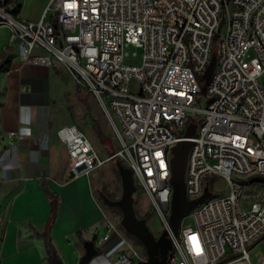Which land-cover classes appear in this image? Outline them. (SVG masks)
<instances>
[{
  "label": "built area",
  "instance_id": "obj_1",
  "mask_svg": "<svg viewBox=\"0 0 264 264\" xmlns=\"http://www.w3.org/2000/svg\"><path fill=\"white\" fill-rule=\"evenodd\" d=\"M22 2L0 0V26L11 28L19 61L61 64L97 100L119 144L104 158L77 126L59 128L70 171L89 175L120 159L171 241L168 264H264V252L252 255L264 240V183L251 181L264 178V0H50L38 22L20 16ZM131 48L143 51L140 64ZM8 138L0 163L21 135ZM181 142L192 144L188 201L212 195L209 177L222 178L229 193L210 196L175 233L171 160ZM105 230L95 244L100 252L117 241L112 264L146 260L112 224Z\"/></svg>",
  "mask_w": 264,
  "mask_h": 264
},
{
  "label": "crops",
  "instance_id": "obj_2",
  "mask_svg": "<svg viewBox=\"0 0 264 264\" xmlns=\"http://www.w3.org/2000/svg\"><path fill=\"white\" fill-rule=\"evenodd\" d=\"M22 9L20 16L33 21ZM19 52L18 46L1 51L11 56L12 65L0 77V157L6 154L10 132L20 133L21 138L0 163V264H51L43 233L52 217L54 257L64 264H79L86 253L84 244L106 233V213L94 190V172H71L67 149L56 134L68 125L66 119L56 117V107L60 94H68L69 99L74 95L65 88L72 79L59 63L22 64ZM103 137L100 141L96 134L92 144L105 158L111 151ZM116 244H105L90 264H112ZM257 248L253 259L261 253Z\"/></svg>",
  "mask_w": 264,
  "mask_h": 264
},
{
  "label": "rangeland",
  "instance_id": "obj_3",
  "mask_svg": "<svg viewBox=\"0 0 264 264\" xmlns=\"http://www.w3.org/2000/svg\"><path fill=\"white\" fill-rule=\"evenodd\" d=\"M50 0H24L22 13L26 17H30L34 22H38L43 11L48 7ZM224 24H221L222 33L225 32ZM11 28L9 26H0V52L4 49L12 47L10 43ZM137 51L138 60L136 64H140V59L142 57L143 51L141 49L129 50L130 53ZM2 55V54H1ZM215 53L211 56L210 65L216 63ZM209 65V66H210ZM261 84L264 86V76L260 78ZM67 92L72 91L74 95L69 99L68 94H60V106L56 107V117L60 119H66L68 125L73 124L82 130L91 140V142H96L94 136L96 135L95 130L92 126H101L102 133L106 139V146L113 153L119 150V144L115 139V136L107 123L106 117L104 116L97 100L87 91L83 90L81 87L76 85L71 81L70 85L65 87ZM203 89V87H202ZM208 100L205 94L199 96V107L205 108L207 106ZM63 127V126H62ZM95 133H93V132ZM197 129L193 128V135L196 134ZM256 140V139H255ZM191 149V147H189ZM120 159L116 161L109 162L103 165L101 168L97 169L92 173V182L94 185V190L97 193L98 198L101 200L103 208L106 213V224H112L120 233L125 237V239L134 246L137 251H139L141 256H145L143 253L142 246L135 243L124 230L121 225L122 212L118 208H113L107 204L104 199L100 196L107 198L109 201H117L122 197L123 186L122 177L120 172L117 170V163ZM122 162V161H121ZM123 163V162H122ZM125 166V164L123 163ZM208 183L210 185V190L212 197H222L229 193V188L227 184L220 177H209ZM138 190L134 194V207L135 212L146 219L148 227L155 236L164 234V228L154 213L149 195L137 184ZM139 186V187H138ZM148 216V217H147ZM191 219L187 217L185 222H189ZM109 222V223H108ZM260 250L264 252V240L261 245L258 246L257 251Z\"/></svg>",
  "mask_w": 264,
  "mask_h": 264
},
{
  "label": "water",
  "instance_id": "obj_4",
  "mask_svg": "<svg viewBox=\"0 0 264 264\" xmlns=\"http://www.w3.org/2000/svg\"><path fill=\"white\" fill-rule=\"evenodd\" d=\"M215 63L211 64L203 79L209 82ZM206 83L203 86L202 93L206 94ZM186 136H193V129L189 127ZM191 142H181L173 149V158L171 160L172 179L171 183L174 188L171 200V216L170 224L175 233H178L182 224V220L200 204L204 203L210 196L209 189L205 190L204 195L195 201H188L185 190V173L187 168L189 147ZM120 175L122 177L123 194L117 201H104L113 208H118L122 212L121 225L128 235L139 240L145 247L147 259L139 261L138 264H167L168 255L172 250L170 239L162 234L160 238H156L148 227L146 219H138L134 207V194L137 191L134 176L129 168L120 167ZM252 182L264 183L263 177H256ZM95 236L91 241L84 244L86 253L79 264H90L97 257L99 251L95 246ZM52 264H64L58 257H54Z\"/></svg>",
  "mask_w": 264,
  "mask_h": 264
},
{
  "label": "trees",
  "instance_id": "obj_5",
  "mask_svg": "<svg viewBox=\"0 0 264 264\" xmlns=\"http://www.w3.org/2000/svg\"><path fill=\"white\" fill-rule=\"evenodd\" d=\"M20 9H21V6H20ZM11 65H12V59H11V56H9L8 54H4V55H1V52H0V77L7 73L10 68H11ZM93 129L95 130V133L97 134L98 138L100 139V141L103 140V134L102 132L100 131L99 127L96 126V125H93ZM114 153L111 152L110 156L113 155ZM117 159H114L112 161H116ZM111 161V162H112ZM120 167H122L123 169H126L128 168L126 165L124 166L123 163L120 161L117 163V170L120 172ZM135 181V180H134ZM136 183V181H135ZM136 185V184H135ZM137 186V185H136ZM139 187V186H138ZM138 190V188H137ZM56 204L53 205V212H55V209H56ZM54 215V214H53ZM148 217V216H147ZM54 221V218L52 217L51 220L49 221V223L47 224V227L43 233V237H44V240H45V246H46V250H47V253H48V260H49V263L52 264V260L54 258V254H56V250H55V247L52 243V237H51V230H52V223ZM164 234L167 236V233L164 231ZM133 238V237H132ZM135 241L137 243H139L141 245V243L139 241H137L136 238H134ZM144 253H146V250H144Z\"/></svg>",
  "mask_w": 264,
  "mask_h": 264
},
{
  "label": "flooded vegetation",
  "instance_id": "obj_6",
  "mask_svg": "<svg viewBox=\"0 0 264 264\" xmlns=\"http://www.w3.org/2000/svg\"><path fill=\"white\" fill-rule=\"evenodd\" d=\"M136 216H137V218L138 219H144L143 217H141V216H139L137 213H136ZM160 236L161 235H159V236H155L157 239L158 238H160ZM128 237H130L135 243H137L136 241H135V239L134 238H132L130 235H128ZM137 241H139V240H137ZM140 242V241H139ZM141 243V242H140ZM138 245H140L139 243H137ZM140 246H142V249H143V251L145 250V247H144V245L141 243V245ZM144 253V252H143ZM145 254V258L147 259V255H146V253H144ZM169 257H170V253H169V255H168V261H169ZM167 264H168V262H167Z\"/></svg>",
  "mask_w": 264,
  "mask_h": 264
}]
</instances>
